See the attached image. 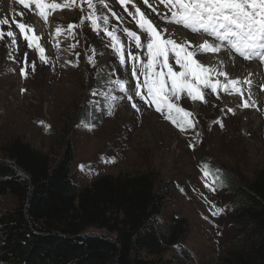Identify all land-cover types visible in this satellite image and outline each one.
Here are the masks:
<instances>
[{
	"label": "rangeland",
	"instance_id": "rangeland-1",
	"mask_svg": "<svg viewBox=\"0 0 264 264\" xmlns=\"http://www.w3.org/2000/svg\"><path fill=\"white\" fill-rule=\"evenodd\" d=\"M113 1L118 5V0ZM140 1L151 9L144 0ZM48 2L73 3V7L49 10L48 18L57 11L61 14L56 26L62 29V60L55 47L59 36L40 37L35 31L40 39L34 45L39 43L45 49L48 61L42 63L35 47L27 46L15 26V22L27 23L26 15L21 20L16 18L22 14L17 13L18 8L29 13L33 3L29 0V8L25 9L18 0H0V19L9 21L0 25L5 34L0 38V158L6 157L12 143L19 142L45 155L55 167L70 144V178L80 188H90L100 178L148 176L154 191L164 197L159 227L165 230L172 219L185 220L189 226L182 247H168L151 261L222 264L233 247L230 219L236 212L237 200L226 187L225 177L247 187L264 171V127L255 131V119L237 109L241 96H231L227 103L217 99L195 104L182 93L178 103L191 113L188 121L192 124L183 131L164 119L154 105L150 107L138 98L139 111L131 107L126 97L111 100L123 94L107 81L129 79L135 87L131 65L120 66L110 38L102 30L94 31L87 20L81 24L82 16L91 11L86 0ZM148 2L161 15L167 12L158 0ZM120 9L126 24L112 18L107 25L109 30L115 25L118 30L126 27L135 31V22L124 8ZM95 11L99 15V9L95 7ZM100 12L108 15L103 9ZM69 24L76 27L68 30ZM9 30L17 34L15 44L6 35ZM119 32L125 56L128 50L137 52L135 44L122 30ZM89 57L94 59V65L87 62ZM21 68L26 76L21 75ZM204 164L209 166L211 175H205L201 167ZM217 174L219 179L214 183ZM16 203L10 196L0 199V214L13 209ZM217 209L222 211L214 215ZM88 233L100 231L89 229Z\"/></svg>",
	"mask_w": 264,
	"mask_h": 264
},
{
	"label": "trees",
	"instance_id": "trees-1",
	"mask_svg": "<svg viewBox=\"0 0 264 264\" xmlns=\"http://www.w3.org/2000/svg\"><path fill=\"white\" fill-rule=\"evenodd\" d=\"M5 156L0 199L17 203L0 214V264H157L151 259L164 249L184 245L185 220L159 227L164 197L148 176L100 178L80 188L70 178V144L55 167L24 143H12ZM225 179L237 200L233 247L222 264H264V171L247 187Z\"/></svg>",
	"mask_w": 264,
	"mask_h": 264
},
{
	"label": "snow or ice",
	"instance_id": "snow-or-ice-1",
	"mask_svg": "<svg viewBox=\"0 0 264 264\" xmlns=\"http://www.w3.org/2000/svg\"><path fill=\"white\" fill-rule=\"evenodd\" d=\"M25 9L29 8V0H18ZM74 2V0H73ZM38 15L46 22L50 15L49 10L55 11L62 7L71 8L73 3H55L48 0H31ZM87 7L91 11L86 16H82L81 24L85 20L89 21L94 31H103L104 35L111 40V47L119 61L120 66L131 65V77L136 81L133 88L129 79L109 80L123 96L111 97V100L127 98L131 107L136 111L140 110L137 98L145 104L155 106V110L164 119L171 121L183 131L186 127H192L188 121L191 113L179 106L181 94L186 93L193 102L205 100V90H210L216 94L220 92L229 95H243L242 83L251 84L250 80L241 81L239 78H230L226 70L228 60L234 63L235 56H239L247 61L254 59L264 63V0H158L167 12L161 15L157 9L144 0L148 7L162 20L163 26L159 22L149 19L145 12L132 0H119L125 12L135 22L137 31L124 27L122 30L130 43L135 44L138 50L133 53L128 50L125 56V46L117 35L119 31L115 25L111 30L107 27L109 18L106 15H97L95 11L96 3H102L108 7L105 0H86ZM131 4L134 12L129 11L127 5ZM112 16L117 20L120 17L116 13ZM100 21L104 27L101 29ZM9 24L7 19H0V25ZM15 26L23 34V39L27 41L29 48L35 47L39 53L42 63H47L45 49L39 43L34 45V41L40 39L35 35L33 27L25 22H15ZM76 25L69 24L68 30ZM186 30V31H185ZM61 27L56 28V34L61 33ZM31 33L32 35H29ZM199 38L194 41L188 35ZM5 34L0 31V38ZM6 35L12 38V43H16V33L9 30ZM74 47V46H73ZM95 51V50H93ZM228 52V58L219 55ZM235 54V55H233ZM27 56V54H25ZM79 56V53L76 54ZM208 56L214 63H204L197 57ZM171 61V62H170ZM88 63L95 64L92 57L88 58ZM27 64V60H25ZM73 66H78L73 65ZM35 70L34 64L31 65ZM21 75L26 76L24 68H21ZM223 78L221 80L220 78ZM142 78V79H141ZM219 98V97H218ZM249 95V99H250ZM248 107L247 101L242 105ZM231 111V109H229ZM111 114V113H109ZM83 165L81 169L83 170ZM205 170V175H211L209 166H201ZM218 173V170H216ZM219 176L213 177L215 183ZM214 190V189H213ZM217 209L215 214L221 212Z\"/></svg>",
	"mask_w": 264,
	"mask_h": 264
},
{
	"label": "bare ground",
	"instance_id": "bare-ground-1",
	"mask_svg": "<svg viewBox=\"0 0 264 264\" xmlns=\"http://www.w3.org/2000/svg\"><path fill=\"white\" fill-rule=\"evenodd\" d=\"M132 2L136 3V5L138 7H140L141 11L145 12V14L148 15L149 19H152L155 22H159L161 24V26H163L164 22L162 20H160V17L157 15V12H159L158 9H157V12H155V14H153L152 8L147 9L144 6H142V1L132 0ZM105 3H107L108 7H104V5L102 3H96V8L99 9L98 14L99 15H106V14H102V12H100L103 9L108 13L109 16L108 15H106V16H108L109 20H112V18H115L112 16V13L114 12L117 14V16L120 17V20H118V23L126 24L127 20L121 16V14L123 15V13L121 12L120 7L121 8H123V7L120 5L119 2L117 5V4H115V2L113 0H105ZM127 7L129 9V11L134 12V9L131 7V4H128ZM30 8H31V10L29 13L26 11H22L21 8H18L17 13H22V14H19V16H17L16 18H19L18 20H21V18L25 17V15H26V22L28 23V25H30L31 27L34 28V30L37 32V34L40 37L50 38V37L59 36V37H57L59 39V41L58 40L55 41V47H57L60 51V48L62 45V37L60 34L59 35L56 34V28H57L56 21L61 18L60 12L57 11L52 16V18H48V20L46 22L44 19H42L38 15V9H36V6L34 3L32 5H30ZM159 13L161 14L162 12H159ZM108 27H110V26H108ZM117 28H119V27H117ZM135 31H137V29H135ZM119 33L120 32L118 31L117 34H119ZM188 35L194 41L199 39V38L193 36L191 33H188ZM61 52L62 51H60L58 53L60 60H62L64 58V54ZM219 55H222L227 59L229 54H228V52H222ZM233 55H235V54H233ZM197 58L206 64L214 63V61L209 60L208 56H206V55H200ZM110 59H111V57H110ZM226 70L228 71L230 78H239L241 81L250 80L251 84L250 85L247 83L241 84V87L243 88V95L242 96L239 94L229 95L227 93L220 92L219 90L216 94H213V93H211L210 90H205L208 92L205 95V100H217L218 99V102L227 103L229 97L241 96L242 98L240 100H238V102H236L237 109L240 111H243L244 113L250 115L252 118L255 119V121H256L255 131H257V129H260L261 127H264V63L257 61V60L246 61V60L241 59L238 56H235L234 63L232 60H228ZM220 79L223 80L222 77ZM249 95L251 97L250 99H249ZM245 101H247V103L249 104L248 107L242 106ZM198 102H200V101H195L194 103L197 104ZM246 122H248V121H246ZM161 124L165 125V123H161ZM253 132L254 131H251V133H253Z\"/></svg>",
	"mask_w": 264,
	"mask_h": 264
}]
</instances>
